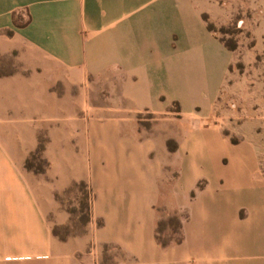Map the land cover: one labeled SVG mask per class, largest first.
Returning a JSON list of instances; mask_svg holds the SVG:
<instances>
[{
    "label": "crops",
    "instance_id": "crops-1",
    "mask_svg": "<svg viewBox=\"0 0 264 264\" xmlns=\"http://www.w3.org/2000/svg\"><path fill=\"white\" fill-rule=\"evenodd\" d=\"M199 2L0 0V138H7L0 139V264H264V138L243 143L228 129L232 112L223 111L221 99L242 87L232 69L239 54L208 29L215 20ZM88 85L111 89L115 124L123 115L162 116L144 141L149 150L158 146L163 159L146 175L135 128V149L127 152L123 142L109 149L93 120L92 175L105 182L93 213L102 223L61 237L50 220L59 209L54 194L22 175L33 143L22 137L37 135L34 121L66 120L64 160L74 165L64 166L61 183L82 175L84 159L67 152L71 116L86 126L70 112L68 98L72 86ZM250 87V108L262 110L263 86ZM65 97L67 108H55ZM85 104L80 94L78 105ZM171 170L166 204L186 216L181 241L161 245L156 205ZM108 251L116 252L114 260H104Z\"/></svg>",
    "mask_w": 264,
    "mask_h": 264
},
{
    "label": "rangeland",
    "instance_id": "rangeland-1",
    "mask_svg": "<svg viewBox=\"0 0 264 264\" xmlns=\"http://www.w3.org/2000/svg\"><path fill=\"white\" fill-rule=\"evenodd\" d=\"M200 6L204 7L210 16L215 20L210 24L213 26L216 36H218L228 47L235 48L238 55L232 69L237 73V80L242 85L230 98L223 100V111L232 112L229 130L232 135L241 139L243 143L255 138H264V103L261 110L250 108L248 97L250 96V86L261 83L264 94V0H200ZM99 86V85H97ZM87 86L85 90L78 86H72L69 90V105L71 113L80 115V122L86 126H78V116H71L70 140L71 144L67 151L76 160L84 159L85 171L80 176H68L65 183H61V177L66 165H74L64 160V133L62 125L66 120L54 117L32 122L38 125V133L35 137H22V140L29 142L33 139L31 146L25 149L22 161V175L24 179L32 180L38 184L40 192H50L54 194L59 209L56 216L51 217L55 221V232L61 237L76 235L84 232L88 225H100L102 219L94 217L93 202L101 188H104L102 177L93 176L94 159L92 155L93 147L96 146L97 138L90 132V123L99 122L102 125V133L106 137L108 148H117L118 142H123L126 151L133 147L132 127L138 132L141 147L137 149V156L142 168L149 175L148 168L158 160L163 159L162 150L157 146L149 150L145 139L150 138L152 129L159 123L162 116H157L148 112H141L134 116L133 120H128L126 115L121 116L117 123L113 120L118 108L115 96L110 88ZM85 91V92H84ZM56 92L63 95L64 89L59 87ZM225 93V92H224ZM222 94L224 97L225 94ZM86 97V104L81 108L78 105V96ZM242 98L241 100L238 97ZM60 107L66 109L67 97L64 98ZM248 106V108H247ZM49 107H52L50 105ZM121 109L122 107L119 106ZM81 109V110H79ZM171 111L176 112V104H172ZM77 114V115H78ZM235 115L236 117H233ZM259 115V116H257ZM165 116H177L175 114H165ZM50 117V116H49ZM77 120V121H75ZM94 120V121H93ZM239 120H242L239 122ZM99 125V124H98ZM131 127V128H130ZM101 128V127H99ZM78 135V137H77ZM85 138V139H82ZM5 141L7 138H0ZM19 139V138H17ZM159 143V137L156 138ZM79 141V142H78ZM157 143V144H158ZM242 143V144H243ZM168 148L175 146L173 140H168ZM159 145V144H158ZM135 149V147H133ZM103 154V153H102ZM103 156V155H102ZM102 168L106 167L105 156L100 161ZM175 172L167 171L160 184L161 198L156 205L157 222L155 228L156 237L163 243L172 242L179 239L181 224L186 216V211L182 207L173 208L167 206L170 195L171 182ZM60 182V183H59ZM59 215V216H58ZM115 251H108L104 260L115 259ZM254 260L249 259L248 264H253Z\"/></svg>",
    "mask_w": 264,
    "mask_h": 264
},
{
    "label": "trees",
    "instance_id": "trees-1",
    "mask_svg": "<svg viewBox=\"0 0 264 264\" xmlns=\"http://www.w3.org/2000/svg\"><path fill=\"white\" fill-rule=\"evenodd\" d=\"M29 20V18H27V20L25 21V22H27ZM15 21H16V23H19L16 19H15ZM24 23V22H23ZM22 23V24H23ZM208 29H213V26L209 23L208 25ZM171 149V148H170ZM173 149V148H172ZM199 186V185H198ZM193 193V192H192ZM157 238V237H156ZM157 240H158V242L161 244V245H167V244H169V243H176V242H179V241H181V235H180V237H179V239L178 240H176V241H172V242H165V243H163V242H161L158 238H157Z\"/></svg>",
    "mask_w": 264,
    "mask_h": 264
}]
</instances>
